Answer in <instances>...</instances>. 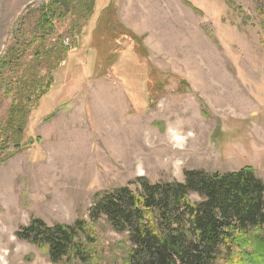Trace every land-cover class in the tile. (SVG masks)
I'll use <instances>...</instances> for the list:
<instances>
[{
	"label": "rangeland",
	"instance_id": "374dc122",
	"mask_svg": "<svg viewBox=\"0 0 264 264\" xmlns=\"http://www.w3.org/2000/svg\"><path fill=\"white\" fill-rule=\"evenodd\" d=\"M121 1L116 16L107 0H95L84 20L90 10L83 15L75 2L57 18L54 0H0V84L13 87L11 69L30 78L37 48L45 51L39 75L61 61L51 72L57 84L14 140L19 146L0 150V257L8 264H56L45 245L17 236L32 219H82L102 263L120 262L125 233L103 215L92 219L91 209L101 193L138 191L140 178L183 183L188 170L251 166L264 181V0ZM102 6L108 12L95 32ZM172 133L185 135L182 146Z\"/></svg>",
	"mask_w": 264,
	"mask_h": 264
},
{
	"label": "trees",
	"instance_id": "16d2710c",
	"mask_svg": "<svg viewBox=\"0 0 264 264\" xmlns=\"http://www.w3.org/2000/svg\"><path fill=\"white\" fill-rule=\"evenodd\" d=\"M54 2L57 8L50 14L57 18L64 16L63 12L73 2L83 9V15L90 10L84 20L94 12L95 0ZM106 7L109 9L110 5ZM106 9L98 12L93 31L98 29L99 18ZM49 21L47 16L43 17V25ZM43 37L44 32L39 40ZM35 39H31L28 48L37 41ZM128 40L135 45L132 37ZM58 53L57 57L65 55L62 50ZM44 55L43 49L34 50L37 60L33 66L30 64L35 60L29 64L28 69L35 71L30 78H25V74L19 80L21 77H13L15 71L11 69L8 74L9 78H14L13 87L0 84L7 85L6 93L11 94L5 120L0 123L2 151L16 144L14 140L28 114L55 86L51 72L61 61L39 75L38 61ZM2 73L0 70V76ZM54 110L48 116H52ZM138 182L141 185L138 191L123 186L97 195L92 214L90 212L92 219L103 215L114 225L115 232L125 233L127 249L121 261L115 260L113 264H264V181L251 166L226 173L188 170L184 172L183 183L151 184L144 178ZM192 193L201 200L192 201ZM91 229L82 219H77L73 225L55 223L50 226L32 219L17 236L45 245L50 260L56 264L61 261L64 264H74V261L103 264L102 252L91 245L95 240Z\"/></svg>",
	"mask_w": 264,
	"mask_h": 264
},
{
	"label": "clouds",
	"instance_id": "9594fccd",
	"mask_svg": "<svg viewBox=\"0 0 264 264\" xmlns=\"http://www.w3.org/2000/svg\"><path fill=\"white\" fill-rule=\"evenodd\" d=\"M169 132H171V129H169ZM188 135H191V133L189 132ZM170 139L175 142L176 146H182V142L186 139V137L183 134L172 133ZM0 264H8V262L3 259V257H0Z\"/></svg>",
	"mask_w": 264,
	"mask_h": 264
},
{
	"label": "crops",
	"instance_id": "0c3cea01",
	"mask_svg": "<svg viewBox=\"0 0 264 264\" xmlns=\"http://www.w3.org/2000/svg\"><path fill=\"white\" fill-rule=\"evenodd\" d=\"M119 2H120V0H107V2H106V4H105V7L106 6H109L110 5V7H112L113 8V10L115 11V15L117 16L118 15V13L120 12V8H122L123 6H122V1L120 2V4H119ZM103 8L102 9H100V10H103L104 9V6H102ZM109 7V8H110ZM99 10V11H100ZM105 12H106V10H105ZM108 12V11H107ZM119 16V15H118ZM121 24H123L121 21H120V19L118 20ZM124 25V24H123ZM125 26V25H124ZM57 83H55V85H56ZM49 94V93H48Z\"/></svg>",
	"mask_w": 264,
	"mask_h": 264
},
{
	"label": "bare ground",
	"instance_id": "6f19581e",
	"mask_svg": "<svg viewBox=\"0 0 264 264\" xmlns=\"http://www.w3.org/2000/svg\"><path fill=\"white\" fill-rule=\"evenodd\" d=\"M112 132V131H111ZM237 144V143H236ZM132 147V146H131ZM133 151V150H132ZM135 154V153H134ZM246 154V153H245ZM244 157V156H243ZM75 158V157H74ZM172 159H174V158H172ZM77 160V159H76ZM138 160V159H137ZM145 160V159H144ZM237 160V159H236ZM249 161V160H248ZM128 164V163H127ZM144 165V164H143ZM140 168H142V165H141V167Z\"/></svg>",
	"mask_w": 264,
	"mask_h": 264
},
{
	"label": "water",
	"instance_id": "95a60500",
	"mask_svg": "<svg viewBox=\"0 0 264 264\" xmlns=\"http://www.w3.org/2000/svg\"><path fill=\"white\" fill-rule=\"evenodd\" d=\"M18 146H19V144H15L13 147L16 148V147H18Z\"/></svg>",
	"mask_w": 264,
	"mask_h": 264
}]
</instances>
